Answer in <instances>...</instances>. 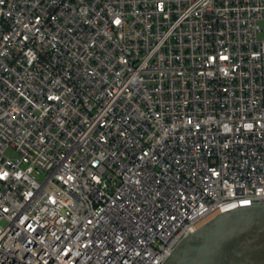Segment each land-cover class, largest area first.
I'll list each match as a JSON object with an SVG mask.
<instances>
[{
    "label": "built area",
    "instance_id": "2783aa9c",
    "mask_svg": "<svg viewBox=\"0 0 264 264\" xmlns=\"http://www.w3.org/2000/svg\"><path fill=\"white\" fill-rule=\"evenodd\" d=\"M263 202L264 0H0V264H164Z\"/></svg>",
    "mask_w": 264,
    "mask_h": 264
},
{
    "label": "water",
    "instance_id": "95a60500",
    "mask_svg": "<svg viewBox=\"0 0 264 264\" xmlns=\"http://www.w3.org/2000/svg\"><path fill=\"white\" fill-rule=\"evenodd\" d=\"M164 264H264V202L222 213L188 233Z\"/></svg>",
    "mask_w": 264,
    "mask_h": 264
},
{
    "label": "rangeland",
    "instance_id": "374dc122",
    "mask_svg": "<svg viewBox=\"0 0 264 264\" xmlns=\"http://www.w3.org/2000/svg\"><path fill=\"white\" fill-rule=\"evenodd\" d=\"M2 225H5V222H2Z\"/></svg>",
    "mask_w": 264,
    "mask_h": 264
}]
</instances>
